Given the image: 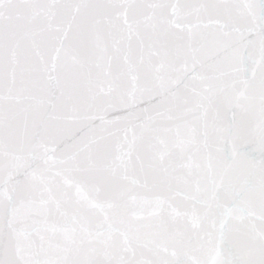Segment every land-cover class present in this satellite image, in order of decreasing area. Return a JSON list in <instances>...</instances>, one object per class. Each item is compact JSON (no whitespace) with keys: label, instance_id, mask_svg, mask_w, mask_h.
I'll list each match as a JSON object with an SVG mask.
<instances>
[{"label":"snow or ice","instance_id":"snow-or-ice-1","mask_svg":"<svg viewBox=\"0 0 264 264\" xmlns=\"http://www.w3.org/2000/svg\"><path fill=\"white\" fill-rule=\"evenodd\" d=\"M0 264H264V0H0Z\"/></svg>","mask_w":264,"mask_h":264}]
</instances>
